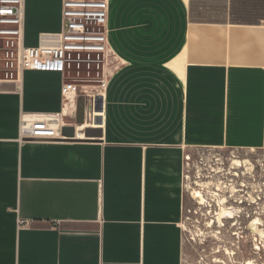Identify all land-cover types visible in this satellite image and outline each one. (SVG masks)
<instances>
[{"label": "crops", "instance_id": "0c3cea01", "mask_svg": "<svg viewBox=\"0 0 264 264\" xmlns=\"http://www.w3.org/2000/svg\"><path fill=\"white\" fill-rule=\"evenodd\" d=\"M109 3L101 128L79 135L95 81L0 82V264H184L186 151L264 147V0ZM62 26V0H26L27 45ZM41 113L68 140H20Z\"/></svg>", "mask_w": 264, "mask_h": 264}, {"label": "rangeland", "instance_id": "374dc122", "mask_svg": "<svg viewBox=\"0 0 264 264\" xmlns=\"http://www.w3.org/2000/svg\"><path fill=\"white\" fill-rule=\"evenodd\" d=\"M184 192V264H264V147L189 148Z\"/></svg>", "mask_w": 264, "mask_h": 264}, {"label": "built area", "instance_id": "2783aa9c", "mask_svg": "<svg viewBox=\"0 0 264 264\" xmlns=\"http://www.w3.org/2000/svg\"><path fill=\"white\" fill-rule=\"evenodd\" d=\"M109 15V0H62L61 30L41 33L38 45L29 46L26 0H0V82L19 80L26 70H55L96 83L99 75L108 72ZM106 81L99 86L105 87ZM99 96L95 88L85 90L84 122L95 120ZM64 126L60 113L28 116L21 121L20 140H68ZM20 224L30 222L20 220Z\"/></svg>", "mask_w": 264, "mask_h": 264}, {"label": "bare ground", "instance_id": "6f19581e", "mask_svg": "<svg viewBox=\"0 0 264 264\" xmlns=\"http://www.w3.org/2000/svg\"><path fill=\"white\" fill-rule=\"evenodd\" d=\"M101 110V109H100ZM99 109H95L94 110V112H93V115L95 116V119H96V117L97 116H103V113L100 111ZM93 122V121H92ZM92 122H89V121H87V122H82V123H80V125L78 126V128H79V135H80V137H86L87 136V128H101L102 127V125H98V124H96V123H92ZM97 123H100L101 121L100 120H97L96 121ZM236 164H238V165H241V162L239 161V160H235L234 161ZM259 220V219H258ZM258 220L257 219H255V222H253L252 223V227L254 228V230H256V231H259L261 234H263V231H261V230H259V228L256 226V224H257V222H258ZM247 264H256V263H254L252 260H249L248 262H247Z\"/></svg>", "mask_w": 264, "mask_h": 264}, {"label": "water", "instance_id": "95a60500", "mask_svg": "<svg viewBox=\"0 0 264 264\" xmlns=\"http://www.w3.org/2000/svg\"><path fill=\"white\" fill-rule=\"evenodd\" d=\"M98 109H100V107Z\"/></svg>", "mask_w": 264, "mask_h": 264}]
</instances>
